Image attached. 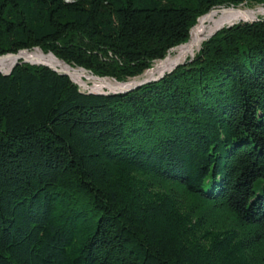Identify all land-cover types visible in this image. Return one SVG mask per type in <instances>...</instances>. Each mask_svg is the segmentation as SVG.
<instances>
[{"label": "trees", "instance_id": "16d2710c", "mask_svg": "<svg viewBox=\"0 0 264 264\" xmlns=\"http://www.w3.org/2000/svg\"><path fill=\"white\" fill-rule=\"evenodd\" d=\"M260 6L0 0V56L39 48L126 83L205 15ZM189 60L109 95L46 66L0 72V264H264V18Z\"/></svg>", "mask_w": 264, "mask_h": 264}, {"label": "bare ground", "instance_id": "6f19581e", "mask_svg": "<svg viewBox=\"0 0 264 264\" xmlns=\"http://www.w3.org/2000/svg\"><path fill=\"white\" fill-rule=\"evenodd\" d=\"M261 15L264 16V8H260L255 11H244L243 9H239L238 11L232 9H222L218 13L213 12L209 14L191 32L192 39V34L196 30L195 35L190 43L174 49L164 60L159 61L153 69L146 72L142 79L130 82L128 84H118L116 81L112 80H99L87 72H83L82 70L65 65L62 61L58 60L54 56L43 55L40 50L33 52H21L18 55H10L0 58V68H2L3 72H9L11 68L20 61H26L35 64L46 63L68 73L74 81L88 87V89L92 91H123L133 88L143 82L153 80L158 76L168 72L177 64L186 62L189 57L196 54V52L200 49L202 42L220 28H225V26L244 20L257 19ZM89 83H92L91 87L89 86Z\"/></svg>", "mask_w": 264, "mask_h": 264}, {"label": "water", "instance_id": "95a60500", "mask_svg": "<svg viewBox=\"0 0 264 264\" xmlns=\"http://www.w3.org/2000/svg\"><path fill=\"white\" fill-rule=\"evenodd\" d=\"M229 9H233V10H235V11H238L239 10V8H229ZM229 9H223V10H229ZM210 14V13H209ZM209 14H207V15H205L204 17H206V16H208ZM203 18V17H202ZM257 19H253V20H244L245 22H254V21H256ZM232 25H234V24H232ZM232 25H230V26H232ZM196 27V26H195ZM194 27V28H195ZM193 28V29H194ZM193 29L191 30V32L193 31ZM222 28H220L219 30H221ZM219 30H217V31H219ZM216 31V32H217ZM216 32H214L211 36H209L208 38H210V37H212ZM207 38V39H208ZM183 46V45H182ZM174 49H176V48H174ZM173 49V50H174ZM35 50H40L42 53H44L41 49H39V48H37V49H35ZM172 50V51H173ZM199 51V50H198ZM21 52H28V50H23V51H20L19 53H21ZM18 53V54H19ZM10 55H15V54H7V55H3V56H0V58H3V57H6V56H10ZM48 55H53V54H48ZM54 56V55H53ZM195 56V55H194ZM194 56H191L190 57V60H189V62H191L192 60H193V58H194ZM55 57V56H54ZM56 58V57H55ZM59 60V59H58ZM61 61V60H60ZM65 65H67V66H70V65H68L67 63H65L64 61H62ZM23 63H25V64H31V65H40V66H46V67H49V68H51L52 70H54L55 72H57V73H60V74H62V75H65V76H68V77H70V79L72 80V82H74L75 84H77L79 87H84L86 90H87V92L89 93V94H96V95H109V94H122V93H129V92H131V91H133V90H135V89H137V88H140L141 86H143V85H145V84H148V83H151V82H157V81H159V80H161L166 74H170V73H172L173 71H175L177 68H179L180 66H182V65H185L186 64V62H184V63H181V64H177L176 66H174L171 70H169L168 72H166V73H164V74H162V75H160V76H158L157 78H155V79H153V80H149V81H146V82H143V83H141V84H139V85H137V86H135V87H133V88H130V89H126V90H123V91H111V90H107V91H102V92H99V91H92V90H90V89H88V87H86V86H83V85H81L80 83H78V82H76V81H74L73 79H72V77L68 74V73H66V72H63V71H61V70H59V69H57V68H55V67H53V66H51V65H48V64H46V63H40V64H35V63H31V62H26V61H20V62H17L12 68H11V70L9 71V72H3L1 69H0V72L1 73H3V74H5V75H9L12 71H13V69L16 67V66H18L19 64H23ZM71 67V66H70ZM78 69H80V70H82L83 72H87V73H89L87 70H85V69H82V68H78ZM95 78H97V79H99V80H112V79H110V78H100V77H97V76H94ZM115 81V80H114ZM118 83V82H117ZM118 84H124V83H118Z\"/></svg>", "mask_w": 264, "mask_h": 264}, {"label": "rangeland", "instance_id": "374dc122", "mask_svg": "<svg viewBox=\"0 0 264 264\" xmlns=\"http://www.w3.org/2000/svg\"><path fill=\"white\" fill-rule=\"evenodd\" d=\"M260 8H264V7H262V6H260V7H256V8H254V9H248V8H239V9H243L244 11L245 10H251V11H255V10H258V9H260ZM222 10V9H221ZM263 15H261V16H259L258 18H264V16L262 17ZM41 52V51H40ZM172 52V51H171ZM43 55H45L44 53H42ZM48 55V54H47ZM47 55H45V56H47ZM49 56H52V55H49ZM158 63V62H157ZM156 63V64H157ZM155 64V65H156ZM155 65L153 66V68L155 67ZM152 68V69H153ZM1 70H2V68H0ZM76 69V68H75ZM80 70V69H79ZM3 71V70H2ZM148 72V71H147ZM90 74V73H89ZM146 74V72L142 75V76H140V77H137V78H135V79H132V80H130L129 82H126V83H124V84H128V83H130V82H133V81H136V80H139V79H142L143 78V76ZM92 75V74H91ZM93 76V75H92ZM94 77V76H93ZM109 80V79H108ZM112 81H114V80H112ZM89 86L91 87L92 86V83H89ZM81 90L82 91H86L87 92V90L84 88V87H81ZM107 91V90H106ZM254 191H255V193L258 195V194H263L264 195V180H258L256 183H255V185H254Z\"/></svg>", "mask_w": 264, "mask_h": 264}]
</instances>
